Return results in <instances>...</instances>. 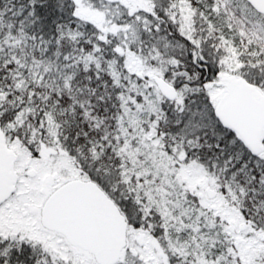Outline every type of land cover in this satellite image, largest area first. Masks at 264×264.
Returning <instances> with one entry per match:
<instances>
[{"label": "snow or ice", "instance_id": "1", "mask_svg": "<svg viewBox=\"0 0 264 264\" xmlns=\"http://www.w3.org/2000/svg\"><path fill=\"white\" fill-rule=\"evenodd\" d=\"M0 264H264V0H0Z\"/></svg>", "mask_w": 264, "mask_h": 264}]
</instances>
